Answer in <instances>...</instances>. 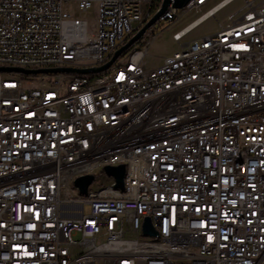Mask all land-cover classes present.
<instances>
[{
    "label": "built area",
    "instance_id": "built-area-1",
    "mask_svg": "<svg viewBox=\"0 0 264 264\" xmlns=\"http://www.w3.org/2000/svg\"><path fill=\"white\" fill-rule=\"evenodd\" d=\"M208 1L170 3L101 72L0 71V264H264V0L182 41L219 0L144 59L155 25ZM161 2L0 0V66H100Z\"/></svg>",
    "mask_w": 264,
    "mask_h": 264
},
{
    "label": "rangeland",
    "instance_id": "rangeland-1",
    "mask_svg": "<svg viewBox=\"0 0 264 264\" xmlns=\"http://www.w3.org/2000/svg\"><path fill=\"white\" fill-rule=\"evenodd\" d=\"M219 0H209L205 5L196 9H188L183 11L179 18L173 22H160L159 25H155L150 34V43L148 45L147 53L145 55V61L149 66L159 65L163 58L170 55L172 52L179 48V44L172 39V33L183 25L197 17L201 12L206 10L212 4L218 2ZM242 0H234L223 8H220L214 15V17L207 18L202 23H200L195 29H193L189 34H187L182 41H187L193 38L201 37L205 34L215 31L219 24H226V16L233 11L237 10L242 5ZM70 12L76 14L77 16L85 19L88 25L94 22L95 17V5L93 4L86 10H78L74 4L70 7ZM96 184L99 183H109L107 179H101V181H95Z\"/></svg>",
    "mask_w": 264,
    "mask_h": 264
},
{
    "label": "water",
    "instance_id": "water-1",
    "mask_svg": "<svg viewBox=\"0 0 264 264\" xmlns=\"http://www.w3.org/2000/svg\"><path fill=\"white\" fill-rule=\"evenodd\" d=\"M190 0H162L159 9L152 15V17L146 21L123 45L118 47L113 55L110 57L108 61L104 64L97 67H89V68H78V67H52V68H38V69H25L20 67H6L0 66V71H8V72H18L23 74H39V73H55V72H76L80 74L87 73H97L107 69L115 59L127 48L133 45L149 28H151L158 18L165 12L167 7L170 5L173 8H181L186 5ZM104 171L106 174L111 175L115 179V186L118 188H123V175H124V165L119 164L115 166L106 165L104 166ZM93 176L91 174H84L78 176L74 180V185L78 188L79 192L85 194L87 192V187L91 183ZM142 232L146 235H155L156 230L151 226L149 219L145 218L142 224Z\"/></svg>",
    "mask_w": 264,
    "mask_h": 264
},
{
    "label": "bare ground",
    "instance_id": "bare-ground-1",
    "mask_svg": "<svg viewBox=\"0 0 264 264\" xmlns=\"http://www.w3.org/2000/svg\"><path fill=\"white\" fill-rule=\"evenodd\" d=\"M230 2V0H226L224 1L223 3L219 4V5H215L212 9H211V12H213L214 14L220 9V8H223L225 7L226 5H228ZM213 5V4H212ZM187 24V23H186ZM179 30V29H178ZM177 31V30H176Z\"/></svg>",
    "mask_w": 264,
    "mask_h": 264
}]
</instances>
